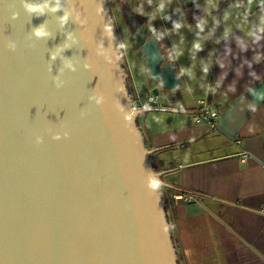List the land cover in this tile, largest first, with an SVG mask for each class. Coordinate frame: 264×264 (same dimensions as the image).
<instances>
[{
    "label": "water",
    "instance_id": "obj_1",
    "mask_svg": "<svg viewBox=\"0 0 264 264\" xmlns=\"http://www.w3.org/2000/svg\"><path fill=\"white\" fill-rule=\"evenodd\" d=\"M159 38L131 39L153 95L181 85ZM135 98L106 0H0V264H180L162 188L195 192L162 181L153 152L176 143L144 118L202 111Z\"/></svg>",
    "mask_w": 264,
    "mask_h": 264
},
{
    "label": "crops",
    "instance_id": "obj_2",
    "mask_svg": "<svg viewBox=\"0 0 264 264\" xmlns=\"http://www.w3.org/2000/svg\"><path fill=\"white\" fill-rule=\"evenodd\" d=\"M147 1L153 8L139 1L141 10L126 6L122 15L159 25L160 45L181 76L180 87L159 86L160 102L191 108L204 97L218 112L213 131L189 113L145 114L153 148L176 143L153 152L159 171L177 168L162 181L205 195L174 201L188 193L162 188L178 260L264 264V0ZM167 15L181 24L162 29ZM145 75L149 93L159 84Z\"/></svg>",
    "mask_w": 264,
    "mask_h": 264
},
{
    "label": "rangeland",
    "instance_id": "obj_3",
    "mask_svg": "<svg viewBox=\"0 0 264 264\" xmlns=\"http://www.w3.org/2000/svg\"><path fill=\"white\" fill-rule=\"evenodd\" d=\"M106 1H107L109 10H110V14H111V17L113 20L114 27L116 29V26H118V32H120V36L118 35L119 40H120L119 43H120V46H121V49L123 52V56H124V59L126 62L128 72H129L131 83H132V86H133V89H134V92L136 95V98L132 99V101L134 100V103L132 102V107H133V109H135L134 105H137V102H136L137 98L144 100L147 98V96L153 95V94L151 92L147 93L150 90H148L149 86L146 82L148 80H147V77L145 75L144 65L146 64V58L140 57L139 51H135V48L133 47V44L131 43L132 37L131 36L129 37V29L127 28L128 26L124 25V23L127 24V21L129 22V20H126L125 22H121L122 18L124 19L123 15L121 13V10H122V8H124V7L126 8V6H128V8L132 12H137L139 10L138 8H140V6L138 4L139 1H142L143 4H145L144 2H146V4L151 6L152 8H153V5L151 2H149L147 0H106ZM140 10H141V8H140ZM142 61H145V64H143ZM142 67H144V71L141 70ZM160 94L162 95V93H160ZM159 95L156 94L153 96L159 97ZM198 98H202V97H198ZM169 100H167V101H169ZM172 101H174V100H172ZM151 111L153 112L154 110L146 111V113H148V112L151 113ZM165 113H170V112H165ZM171 113H174V112H171ZM163 190H162V197H163V201L166 205V203L168 204V201H166V197H165L166 191L163 192ZM173 242H175L174 238H173Z\"/></svg>",
    "mask_w": 264,
    "mask_h": 264
},
{
    "label": "built area",
    "instance_id": "obj_4",
    "mask_svg": "<svg viewBox=\"0 0 264 264\" xmlns=\"http://www.w3.org/2000/svg\"><path fill=\"white\" fill-rule=\"evenodd\" d=\"M134 103V100L132 101ZM137 105H134V108H149V107H156V108H166L176 111H183V112H199V113H189L191 119L194 123H202L208 127L210 131H213L217 127L218 122V112L215 108L211 105L210 101L207 98H196L194 102V106L188 108L183 102L180 101H172L169 100L165 103L160 102L158 96L149 95L146 99L142 100L137 98L136 99ZM157 112H172V111H160L154 110ZM175 113V112H174ZM182 113V112H176ZM246 154H242V159H245ZM172 199L174 201H183L187 202L192 199V196L189 194H173Z\"/></svg>",
    "mask_w": 264,
    "mask_h": 264
},
{
    "label": "flooded vegetation",
    "instance_id": "obj_5",
    "mask_svg": "<svg viewBox=\"0 0 264 264\" xmlns=\"http://www.w3.org/2000/svg\"><path fill=\"white\" fill-rule=\"evenodd\" d=\"M124 12H126V11L125 10H121L122 14ZM121 22H124L123 18H122ZM133 22H134V20L133 21L131 20V23L130 22H127V24L124 23V25L128 26L127 28L129 29V37L130 36L132 37V33L147 32L148 30H150L151 33L156 31L158 33V38H159V31H158V26L159 25H151V24L148 23V21L145 20V18L144 19H140L139 17H136L135 24ZM160 24H161L162 29H163L164 28L163 22L160 23ZM115 30L117 32V36L118 35L120 36V32H118V26H116ZM119 36H118V40H119ZM119 42H120V40H119ZM131 42H132V40H131Z\"/></svg>",
    "mask_w": 264,
    "mask_h": 264
}]
</instances>
